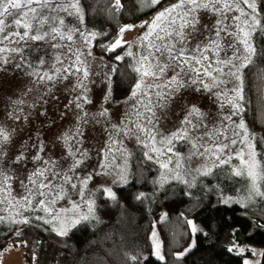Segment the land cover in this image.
I'll return each instance as SVG.
<instances>
[{
    "label": "snow or ice",
    "instance_id": "6c2138e0",
    "mask_svg": "<svg viewBox=\"0 0 264 264\" xmlns=\"http://www.w3.org/2000/svg\"><path fill=\"white\" fill-rule=\"evenodd\" d=\"M143 2L149 6L150 12L156 9L154 15L139 24L121 26L117 37L104 46L109 52H117V49L127 45L125 54L117 53L114 59L123 62L127 55L135 60L132 67L138 79L132 86L130 98L140 96L138 104L145 110L142 114L140 108L134 104L133 115L137 119L130 118L131 127L120 129L113 126L117 135L123 132L125 136H136L137 140L149 149V152L145 153L149 159L153 158L151 153L158 157L170 153L171 156L167 160L160 162V167L167 171L173 170L169 169V165L173 164L172 156L177 157L173 168L181 166L180 154L173 151L176 141L187 142L192 155L207 157L216 167L239 159L240 166L233 169V175L251 181L249 195L245 199H250L254 195L264 197V191L258 184V181H264V169L260 168L256 161L254 135L242 120L239 122L233 120L234 116L239 115L242 107L240 102L244 99L241 71L252 64L257 52L253 43L254 37L264 31V14L258 10L257 0H174V2L143 0ZM124 7L121 0H109V11L114 9L115 12H120ZM67 17H74L81 24L84 23L81 0H0V71H6L9 65L17 70H25L26 74L33 78L34 84L45 85V95L52 92L55 83L72 77L75 81L72 84L73 91L77 89L82 91L69 103L76 102V107L83 111L78 101L83 98L85 102H90L83 95V92L87 91L90 72L88 62L81 59L84 53L80 51L74 36L79 33L83 43L87 45L95 38V33L89 32L85 35L79 27L66 23ZM206 17L215 19L209 24L204 22ZM137 27L142 29L137 36L141 44L139 51L133 54L130 51L132 44L123 40V33ZM91 54L89 50L87 55ZM183 89L209 94L215 98L221 112L225 106L230 110L210 127L205 122L201 110L193 105L181 121V127L165 135L156 127L159 118L155 109L167 108ZM14 103L23 104L24 101L19 99ZM67 107L66 105L65 108ZM83 115L86 117L88 113L83 112ZM99 115H106V110ZM194 116L199 118L195 123ZM193 131L199 135L192 136ZM82 135L77 128L72 135L65 134L64 139L67 143L75 136ZM10 138L8 130L0 127V164L7 156L4 146L10 142ZM114 143L116 141L113 139L107 145L109 151L111 144ZM43 150L41 141L38 154L32 158L34 162L39 163L34 171L29 173L28 183L21 181L27 194L17 203L26 202L32 211L43 212L44 216H37L36 219L45 224L55 222L58 225L55 229L56 235L64 236L69 230L65 218H62V213L56 211L53 206L58 200L68 196L71 190H76L83 199L82 188L78 187L76 182L80 180L76 170L84 163L86 151L81 152L75 144H69L66 158L70 157L71 162L65 170L55 160L42 158L39 152ZM23 159L24 154L21 152L12 163H19ZM100 167H106L103 161ZM119 171L124 178L126 163ZM210 172L211 168H208L203 174L208 175ZM90 178L89 176L81 180V185L86 186ZM11 179L12 177L0 167V192L4 193L5 199L10 196ZM105 191L111 199L116 198L110 189ZM142 198L143 193L137 196L138 200ZM3 202L4 200H0V203ZM227 202L228 200H225V203ZM78 208L80 205L73 202L72 211ZM92 208V202H88L89 212H92ZM63 211L66 213L69 210ZM17 215L21 216V213L18 212ZM45 216L48 218L45 219ZM4 219L5 217L0 216V223ZM66 219L75 227L89 217L75 214ZM161 219L166 220V215ZM13 222L27 225L31 223V218L22 217ZM187 223L191 226L193 234L202 232L192 221ZM152 235L155 237L156 233L153 232ZM192 247H195L194 240L184 251L176 253V259H182ZM227 250L235 251L238 255L244 251L234 238ZM3 251L4 249H0V256ZM154 254L157 259L164 260L159 243H155ZM125 256L131 261L140 258L138 253L131 255L125 253ZM243 264H249V261L245 259Z\"/></svg>",
    "mask_w": 264,
    "mask_h": 264
},
{
    "label": "rangeland",
    "instance_id": "374dc122",
    "mask_svg": "<svg viewBox=\"0 0 264 264\" xmlns=\"http://www.w3.org/2000/svg\"><path fill=\"white\" fill-rule=\"evenodd\" d=\"M135 2L139 13L149 11V6L143 0H135ZM257 5L258 10L261 12L258 0ZM214 19V17H206L204 22L211 24ZM66 23L79 27L84 31L85 35H88L89 32L95 33V38L91 39V42L87 45L83 43L79 33L74 36L80 51L84 53L81 59L88 62L90 72L87 81V91L83 92V95L90 102H85L83 98L78 101L83 111L76 107V102L69 103L73 101L75 96L80 95L82 91L80 89L73 91L72 84L75 81L72 77L66 81L55 83L52 86V92L45 95V85L34 84L32 82L33 78L28 76L25 70H17L9 65L6 71H0V127L8 130L11 135L10 142L4 146L7 156L4 162L0 164V167L12 177L10 181V196L5 199L4 193L0 192V200H4L3 203H0V216L5 217L4 221L0 223V234L11 227H15L20 232L26 225L14 223L13 220H19L22 217L31 218V223L48 226L54 231L58 227L55 222L45 224L43 221L36 219L37 216H44V213L32 211L31 206L27 205L26 202L20 201V203H17L21 197L27 194L21 181L28 183L29 173L37 167L39 162H34L32 158L38 154L41 141L43 142L44 150L39 152V155L42 158L55 160L65 170H67L71 162L70 157L66 158L69 144H75L76 147L80 148L81 152L86 151V155L83 157L84 163L76 170L80 177V180L76 182L78 187L82 188L83 199H81L76 190H71L68 196L58 200L53 206L56 211L62 213V218H65V224L69 230L64 236H67L74 228L67 221V217H72L75 214L80 217H89L87 220H82L81 223L99 220L98 205L100 200L102 198L111 199L105 190L110 189L116 197V187L124 185L133 179L137 160L150 164L156 169V175L153 180V194L155 195H159L167 189L183 186L189 192L195 194H215L223 203L228 200L225 204L237 203L243 206L257 205L264 207V197L254 195L250 199H245L249 195L248 189L251 187V181L245 177L233 175V169L240 166L239 159H233L229 164L216 167L207 157L192 155L187 142L176 141L173 145V151L180 154L181 166L173 168L177 157L172 156L173 164L169 165V169L173 170L167 171L160 167V162L167 160L171 156L170 153L159 157L151 153L153 158L149 159L145 154L149 152V149L145 148L137 140L136 136H125L123 132L117 135L116 128L113 126H118L120 129H124L126 126L131 127L129 124L130 118L137 119L133 115L132 106L134 104L140 108L142 114L145 112L143 106L138 104L141 97L137 96L132 99L130 98L131 94H129L121 100H115L112 94L114 65L95 54L93 49L94 41L99 31L88 26L85 20L81 24L74 17H67ZM141 32L142 30L137 27L123 33V40L132 44L130 51L133 54L139 51L141 41L137 39V36ZM258 34L255 35L253 40L256 50V37ZM89 50L92 53L90 56L87 55ZM125 56L130 59L131 66L135 65V60L132 56ZM255 59L256 55L253 57V60ZM244 70L245 68L241 71L244 99L240 102L242 107L239 115L234 116L233 120L237 122L242 120L254 135L257 152L256 161L260 168L264 169V150L261 147V135L251 126L248 120L249 109ZM28 89H31V91H28ZM19 99H22L24 103H14V101ZM66 105L68 106L67 108H65ZM193 105L201 110L205 122L210 127L215 125L221 116L227 114L230 110L228 106H225L221 112L215 98L210 97L209 94L198 93L192 89H183L168 104L167 108L163 110L155 109L156 116L159 118V123L156 127L165 135L176 131V129L181 127V121L184 120L188 109ZM105 110L106 115H99ZM83 112H87L88 116L85 117ZM14 117H19V119ZM197 119L199 118L194 116L193 122L195 123ZM85 121L87 122L85 123ZM77 128L80 129L83 135L75 136L74 139L66 143L65 134L72 135ZM191 135L196 136L199 133L193 131ZM113 139L116 143L111 144V151H109L107 145ZM76 141H80V143L77 144ZM21 152L24 154V159L19 163L13 164L12 161ZM102 161L106 165L105 168L100 167ZM125 163L126 172L124 173V178H122L119 169L123 168ZM208 168H211L210 174H203ZM89 176L91 178L88 179L87 185L82 186L81 180ZM57 182L54 181V183ZM258 184L261 186V190L264 191V181H258ZM73 202L78 203L80 208L72 211ZM88 202H92V212H89ZM65 209L69 211L65 213L63 211ZM18 212L21 213V216L17 215ZM47 218L45 216V219ZM153 238L154 244H160L157 234ZM247 248L251 251V255L244 257L243 262L247 259L249 264H260L263 248L256 245H248ZM0 264H23L21 250L10 249L6 251L0 260Z\"/></svg>",
    "mask_w": 264,
    "mask_h": 264
},
{
    "label": "trees",
    "instance_id": "16d2710c",
    "mask_svg": "<svg viewBox=\"0 0 264 264\" xmlns=\"http://www.w3.org/2000/svg\"><path fill=\"white\" fill-rule=\"evenodd\" d=\"M121 2L125 7L115 12L108 10L109 0H81L85 23L99 31L95 54L114 65L115 100L131 94L137 74L128 57L123 62L114 59L117 53H125L126 45L117 52H109L104 46L117 37L121 26L139 24L156 11L139 13L135 0ZM258 3L263 14L264 0ZM256 47V59L245 68L244 78L248 120L261 135L264 150V31L257 35ZM134 171L130 182L116 187L115 199L100 200L98 221L82 222L67 236H58L39 223L27 224L20 232L11 227L0 234L3 254L20 249L23 264H243L244 257L251 255L248 245H256L263 248L260 264H264V207L225 204L215 194H195L183 186L155 195L156 169L137 160ZM141 193L143 198L138 200ZM165 215L166 220H162ZM187 221L202 232L193 234ZM153 232L160 240L163 261L154 255ZM233 238L245 252L238 255L227 250ZM193 240L195 247L177 260L176 253ZM125 253H138L140 258L131 261Z\"/></svg>",
    "mask_w": 264,
    "mask_h": 264
}]
</instances>
